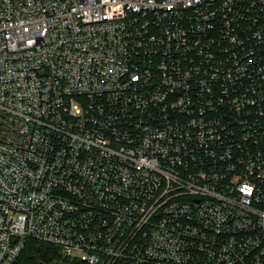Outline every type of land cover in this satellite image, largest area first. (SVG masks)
I'll list each match as a JSON object with an SVG mask.
<instances>
[{
    "label": "built area",
    "instance_id": "obj_1",
    "mask_svg": "<svg viewBox=\"0 0 264 264\" xmlns=\"http://www.w3.org/2000/svg\"><path fill=\"white\" fill-rule=\"evenodd\" d=\"M264 264V0H0V264Z\"/></svg>",
    "mask_w": 264,
    "mask_h": 264
},
{
    "label": "trees",
    "instance_id": "obj_2",
    "mask_svg": "<svg viewBox=\"0 0 264 264\" xmlns=\"http://www.w3.org/2000/svg\"><path fill=\"white\" fill-rule=\"evenodd\" d=\"M59 250L46 242L39 240H28L21 264H52L58 258ZM66 264H84L78 260H68Z\"/></svg>",
    "mask_w": 264,
    "mask_h": 264
}]
</instances>
